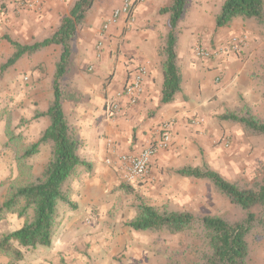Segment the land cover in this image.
Instances as JSON below:
<instances>
[{"label":"crops","instance_id":"crops-1","mask_svg":"<svg viewBox=\"0 0 264 264\" xmlns=\"http://www.w3.org/2000/svg\"><path fill=\"white\" fill-rule=\"evenodd\" d=\"M40 1L38 12L18 11L13 0L0 3V64L14 51L5 37L22 43L44 39L55 30L71 0ZM113 2L114 6H120L122 0ZM149 4V0H140L132 9L137 16L135 24L125 25L127 17L124 16L122 21L103 29L102 22L114 7L110 5L88 14L78 30L62 76L66 77L73 95L63 100L62 108L81 140L78 154L91 168H80L73 179L71 198L76 208L59 206L60 224L51 244L26 250L19 264H118L112 260L114 253L130 239L106 233L105 229L96 235L90 233L107 225L108 211L114 207V198L123 192L121 183L125 184L115 166L106 160L115 162L120 154H136L149 140L157 138L163 121L173 120L169 147L152 156L144 178L133 185H125L132 190L148 192L168 178L163 189L174 187L179 179L189 178L178 175L175 170L190 165L201 147H211L219 138L217 121L223 119L226 97H235L237 92L248 90V86L241 85L249 79L248 59L244 58L246 53H241L256 33L248 20L239 17L229 26L216 28L208 12L210 22L206 30L209 33L204 34L199 44H209L207 38L212 33V46L236 33H247V43L237 53L203 61L193 55V40L185 32V26L178 25L176 54L182 71L180 90L172 101L161 102L163 77L156 47L157 34L161 31L152 24L151 10H146ZM98 42L101 43L99 50L96 49ZM61 50L59 44H50L37 52L26 53L0 75V98L9 96L12 99L13 123L17 134L24 136L25 145L37 141L49 125L47 116L32 117L37 112H45L53 99V79ZM3 55L5 57L1 58ZM140 64L148 68L140 99L116 116L109 115L105 110L107 98L131 78ZM22 119L25 124L18 128ZM50 151V143L42 142L38 151L27 159L32 175L42 172ZM13 156L16 162V153ZM132 216L130 210L129 218ZM33 250L37 254H33ZM124 254L129 259L127 264H152L149 257L155 252L127 244ZM9 260L0 254V264H7Z\"/></svg>","mask_w":264,"mask_h":264},{"label":"trees","instance_id":"trees-1","mask_svg":"<svg viewBox=\"0 0 264 264\" xmlns=\"http://www.w3.org/2000/svg\"><path fill=\"white\" fill-rule=\"evenodd\" d=\"M139 1L133 2L132 9ZM94 2L95 0H75L67 13L61 16L55 30L42 40L22 43L5 37L14 51L0 64V75L26 53L37 52L50 44H59L62 47L53 79V99L45 112H37L32 117L34 119L47 116V128L42 131L37 141L27 145L24 144L21 133L15 134L14 129L6 128L8 142L12 141L15 147L18 174L9 182L7 194L0 202V220L8 213H15L19 218H24L21 227L0 233V254L10 259L7 264L22 260L24 252L30 248L51 244L60 224L59 206L76 208L71 198L73 179L78 176L80 168H91L90 163L78 154L81 140L62 108L63 100L73 95L66 77L62 76L69 64L71 44ZM187 6L188 0H171L169 5L159 9L160 13L168 15L169 28L162 49L163 82L160 99L163 103L172 101L180 90L182 73L177 62L176 28ZM238 17L263 25L264 0H223L214 14V25L216 28L229 26ZM222 118L239 122L251 134L264 136V122L253 115L226 114ZM42 142L50 143V156L42 172L34 176L27 159L38 151ZM175 172L183 177L210 182L230 202L246 211L245 218L230 223L220 216L199 217L190 211L160 210L140 202L135 206V216L124 225L136 231L168 234L192 230L204 240L206 246L199 264H248L247 235L253 228L264 229V177L247 187H242L206 165H186ZM254 208L258 209L257 212L253 211Z\"/></svg>","mask_w":264,"mask_h":264},{"label":"rangeland","instance_id":"rangeland-1","mask_svg":"<svg viewBox=\"0 0 264 264\" xmlns=\"http://www.w3.org/2000/svg\"><path fill=\"white\" fill-rule=\"evenodd\" d=\"M74 1L67 2L68 5L64 14L67 13ZM149 1L150 4L146 6V10H151L150 16L153 21L151 23L159 27L158 31H161L160 34H157L158 43L156 47L158 48L162 67V49L166 36L164 33L169 28L166 22L168 15L160 13L159 9L169 5L171 0ZM222 1L188 0L187 9L178 25L185 26V32L191 36L193 40L191 44L192 52L195 45H202L199 43L204 34L209 33L206 30L210 22H208L210 20L208 12H210L211 20L214 21V14ZM114 3L113 0H95L93 9L91 8L87 15H90L92 11L94 13L99 8L114 6ZM116 7L118 6L112 7L106 14L102 22V28L105 20ZM123 18L124 16L120 17L111 25H115ZM126 19L127 24L125 25L137 22L135 13H132ZM248 22L251 24L249 26L254 31L253 33H256L253 40H250L249 46L241 53L242 55L246 53L244 58L248 59L247 76L249 77L241 85L248 86V90L237 92L235 97L228 95L223 102L226 106L221 115H253L264 122V24L258 25L253 20H248ZM213 36L214 33L207 38L210 45L204 46H212ZM11 101L12 99L9 96L0 98V202L7 194L9 182L14 180L18 174L17 164L13 156L15 147L12 141L8 142L6 136L7 127L14 129V133L17 134L13 123L12 108L10 107ZM24 124L25 121L20 120L17 127L19 128ZM217 124L220 127L219 138L213 141L211 147H201L200 153L196 156L197 159L190 161V165L195 166L198 163L197 166L206 165L217 170L227 180L242 187H247L255 181L262 180L264 177V136L249 133L242 124L236 121L220 119ZM22 137L24 139L23 135ZM224 139L227 144H224ZM167 180L168 178L165 179L162 185L156 186L148 192L132 190L129 186L121 183L120 188L123 189V192L114 198L116 205L114 204V207L108 211V218L105 221L107 225H102L97 228V231L90 232L96 235V233L105 229L106 233L121 234L124 235L125 239H130V241L125 240L123 245L117 248L112 258L114 263H128L129 259H126L124 254L127 244L133 245L136 249L154 251L155 254L149 257L152 264H199L201 254L206 250L204 240L194 234L192 230L168 234L157 231H136L125 226L124 223L135 216V206L140 202L152 205L160 210L190 211L199 217L204 215L220 216L230 223L242 221L246 216L245 210L230 202L224 194L215 189L208 181L181 178L174 187L171 185L167 190H164L163 187ZM130 210L133 211L131 218H129ZM257 210V208L253 209L254 212H257ZM23 222L24 218H19L15 213H8L0 220V233L15 230ZM94 227L92 226V228ZM247 242L249 250L248 264H264V229L261 227L253 228L247 235ZM35 253L36 251L33 250V254ZM38 253L40 254V252Z\"/></svg>","mask_w":264,"mask_h":264},{"label":"built area","instance_id":"built-area-1","mask_svg":"<svg viewBox=\"0 0 264 264\" xmlns=\"http://www.w3.org/2000/svg\"><path fill=\"white\" fill-rule=\"evenodd\" d=\"M6 1L0 0V3ZM134 1L122 0L121 5L113 9L110 16L105 20L103 29H107L122 16L130 17L133 13L132 4ZM13 4L18 11L26 9L38 12L41 7L40 0H13ZM247 41V33L232 34L223 43L215 46L195 45L193 55L203 61L222 59L228 53L239 52ZM100 46L101 43L98 42L96 49L99 50ZM147 74V66L144 64L138 65L131 78L109 95L105 103L106 112L111 116H116L124 109L133 107L143 93L144 79ZM173 122V120L163 121L159 126L157 138L149 140L136 154H120L115 162L109 159L106 160V163L112 164L118 170L123 183L133 185L148 174L152 156L160 150L167 149L171 143ZM224 141V144H227L225 139Z\"/></svg>","mask_w":264,"mask_h":264}]
</instances>
